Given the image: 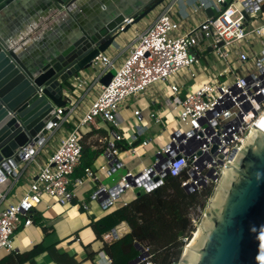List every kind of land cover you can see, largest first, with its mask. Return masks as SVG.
Returning a JSON list of instances; mask_svg holds the SVG:
<instances>
[{
  "label": "built area",
  "instance_id": "obj_1",
  "mask_svg": "<svg viewBox=\"0 0 264 264\" xmlns=\"http://www.w3.org/2000/svg\"><path fill=\"white\" fill-rule=\"evenodd\" d=\"M263 5L264 0H162L135 23L125 17L109 45L86 69L69 77L70 88H61L63 104L53 105L41 142L19 149L18 162L0 173V183L22 177L19 191H10L11 198L0 207V250L13 249L15 231L32 223L43 197L62 206L71 203L74 189L84 180L71 177L80 162L83 128L96 119L108 125L101 155L110 170L123 165L119 143L126 141V151L134 156L135 141L141 147L149 142L141 138L146 131L141 108L130 99L145 98L151 120L163 130L168 125L159 106L173 114L175 123L149 166L137 173L128 170L113 187L100 186L91 198L107 206L126 187L149 191L156 183L153 177L164 170L172 176L184 172L180 185L185 190L216 186L253 128L264 132ZM207 56L221 69L208 64ZM110 71L108 82L102 84ZM200 74L205 79L196 82ZM124 106L131 108L133 119L127 135L116 118ZM83 171L85 178L93 177L90 167ZM5 196L0 193V201ZM119 234L117 226L102 238L110 241ZM141 246L128 264H155L148 248ZM104 259L110 263L107 255Z\"/></svg>",
  "mask_w": 264,
  "mask_h": 264
},
{
  "label": "water",
  "instance_id": "obj_2",
  "mask_svg": "<svg viewBox=\"0 0 264 264\" xmlns=\"http://www.w3.org/2000/svg\"><path fill=\"white\" fill-rule=\"evenodd\" d=\"M15 1L0 0V173L18 162L19 149L41 142L53 105L63 104V84L109 45L122 20L132 17L135 23L162 0H143L129 8L114 0H101L96 16H75V27L67 39L40 56L25 55L11 41L18 29L8 26L7 17L9 4ZM38 1L51 5L54 13L61 9L70 12L76 0ZM111 74L100 82L106 84ZM253 132L254 137L226 165L227 172L210 207L207 202L206 216L183 264H264V132L255 127ZM166 172L154 176L156 183L147 190L159 185ZM134 246L142 251L139 243Z\"/></svg>",
  "mask_w": 264,
  "mask_h": 264
},
{
  "label": "crops",
  "instance_id": "obj_3",
  "mask_svg": "<svg viewBox=\"0 0 264 264\" xmlns=\"http://www.w3.org/2000/svg\"><path fill=\"white\" fill-rule=\"evenodd\" d=\"M142 1L114 0V2L124 8L133 7ZM74 3L70 12L61 9L54 13L50 11L52 9L51 5L38 0H17L15 3H10L7 17L8 26L10 28L17 27L18 29L14 39L11 41H16L19 49L25 55L40 56L49 48L55 47V45L67 39L75 27V16L84 19L92 18L96 16L97 11L102 6L101 0H76ZM136 103L137 105L140 103L142 106L141 111L146 124V131L141 138L147 137L150 139L149 142L142 147L136 143L134 146H136L137 155L134 156H130L126 151L128 145L126 141L123 142L126 144V148L120 149L118 153V158L123 162V165L115 168V170H110L109 166L104 164V158L100 153L90 165L93 177L85 178L84 171L81 176H78L75 175L78 171H74L71 174L72 178L82 177L84 180L82 184L74 189L75 196L71 203L62 206L52 198L43 197L32 213L45 226L50 227L51 231L47 234L43 233L39 224L32 220L30 225L20 226L15 231L12 250L22 252L32 248L36 244H41L43 247H51L50 250L37 254L34 257L33 264H69L70 258L75 261V264H110L104 259L106 254L102 250V240L96 239L94 232L89 226V222L91 219L103 215L121 203L129 201L141 189H134L136 186L126 187L107 206L100 205L98 198H91V194L100 186L106 188L113 187L128 170L132 173H137L149 166L153 161L155 151L166 143L167 140V138H159L164 130L161 128V125L151 120V105L139 99L136 100ZM159 108L163 115L162 120L170 128L175 123L173 114L160 106ZM144 112L148 113L149 120L146 119ZM116 118L121 125L120 131L127 135L133 122L131 113L126 118L118 113ZM107 129L108 125L105 122L96 119L93 124L88 126V129L83 128L82 144L89 146L91 149L101 148L102 138L106 134ZM148 145L154 146V152L151 156L152 160L150 161L139 155L140 150ZM101 165L103 168H99ZM21 183L22 177L18 180L9 177L0 183V193H6L5 198L0 201V207L11 198L9 195L10 191H19L17 187ZM135 190L137 191L135 192ZM83 204L87 206L86 209L82 208ZM118 227L120 228V234L126 231L125 226L119 225ZM6 252L0 250V256ZM59 254L63 256H59L60 258H58ZM88 254H91V256L89 257Z\"/></svg>",
  "mask_w": 264,
  "mask_h": 264
},
{
  "label": "trees",
  "instance_id": "obj_4",
  "mask_svg": "<svg viewBox=\"0 0 264 264\" xmlns=\"http://www.w3.org/2000/svg\"><path fill=\"white\" fill-rule=\"evenodd\" d=\"M262 9L264 10V5ZM63 87L70 88L71 85L65 82ZM82 137L81 134L80 162L74 169L75 172L78 171L75 174L78 176L101 153V148L91 149L82 144ZM136 143L138 142L135 141L133 145ZM118 148L125 149L126 144L119 143ZM184 177V172L176 176L165 174L161 183L153 189L140 191L129 201L90 220L89 226L96 239L102 240V250L109 257L110 264H128L135 258L138 255L135 242L148 248L155 264H173L178 260L184 245L183 238L189 239L193 232L191 211L211 193V186L185 190L180 185ZM32 220L39 224L43 233L51 231L37 216L32 215ZM119 225L125 226L126 231L110 241L102 239L103 234ZM50 248L36 244L22 252L10 250L0 256V264H33L37 254ZM59 256L63 255L59 254L58 258ZM69 261V264H75L72 258Z\"/></svg>",
  "mask_w": 264,
  "mask_h": 264
},
{
  "label": "rangeland",
  "instance_id": "obj_5",
  "mask_svg": "<svg viewBox=\"0 0 264 264\" xmlns=\"http://www.w3.org/2000/svg\"><path fill=\"white\" fill-rule=\"evenodd\" d=\"M148 18V16L146 17ZM255 48L258 49V46L255 45ZM208 59V64L212 65L215 64L217 70L221 69V66H219L218 64H216L213 59L210 56H207ZM205 79V75L204 74H200L197 78H196V82H202ZM139 100L144 101L145 103H147L148 101L145 98H140ZM131 104L133 105H137L136 101H134L133 99H130ZM138 106L141 108V104L138 103ZM129 106H124L122 108H120L119 113L121 114V116H123L124 118H126L131 112H130ZM144 115L146 117V119L149 120V115L147 112H144ZM168 127H166V129L161 133L160 137L161 139L163 138H167V133H168ZM125 130V128H124ZM126 133V132H125ZM154 152V146L153 145H148L146 147H144L142 150H140L139 155L146 159V160H152V154ZM122 172V171H121ZM214 187L215 186H211V193L210 195L202 202L200 203L194 210L191 211L190 217H191V223H192V227H193V232L195 231V229L197 228L199 222L201 221V218L204 214V210L206 208L207 202L209 201V198L211 197V195L214 192ZM139 187H134V189H138ZM137 190H135L136 192ZM192 232V234H193ZM191 234V237H192ZM190 237V238H191ZM182 252V251H181ZM177 263V261L175 262Z\"/></svg>",
  "mask_w": 264,
  "mask_h": 264
},
{
  "label": "bare ground",
  "instance_id": "obj_6",
  "mask_svg": "<svg viewBox=\"0 0 264 264\" xmlns=\"http://www.w3.org/2000/svg\"><path fill=\"white\" fill-rule=\"evenodd\" d=\"M254 132H253V130L248 134V136H247V138H246V140H245V142H244V144H243V146L241 147V149L254 137V134H253ZM240 149V150H241ZM226 172H227V170L225 169L224 171H223V173H222V175H221V177H220V179H219V181H218V183L216 184V186L214 187V192H213V194L211 195V197L209 198V207H210V205H211V203H212V200H213V198H214V196H215V194H216V192H217V190H218V188H219V186H220V184H221V182H222V180H223V178H224V176H225V174H226ZM205 216H206V214L204 215L203 214V216H202V218H201V221L199 222V224H198V226H197V228L195 229V231L193 232V234H192V238L189 240V241H187L185 244H184V246H183V248H182V252L180 253V258H179V260H177V263L176 264H183V261H184V258H185V255H186V252H187V248H188V246H189V244L191 243V241L194 239V237L196 236V234L198 233V231H199V229H200V227H201V225H202V222H203V220H204V218H205Z\"/></svg>",
  "mask_w": 264,
  "mask_h": 264
}]
</instances>
